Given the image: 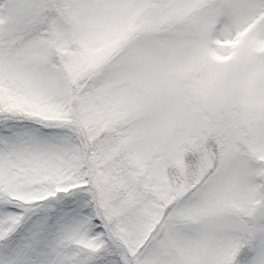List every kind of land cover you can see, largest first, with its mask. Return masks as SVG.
I'll use <instances>...</instances> for the list:
<instances>
[{
	"label": "snow or ice",
	"instance_id": "6c2138e0",
	"mask_svg": "<svg viewBox=\"0 0 264 264\" xmlns=\"http://www.w3.org/2000/svg\"><path fill=\"white\" fill-rule=\"evenodd\" d=\"M0 264H264V0H0Z\"/></svg>",
	"mask_w": 264,
	"mask_h": 264
}]
</instances>
